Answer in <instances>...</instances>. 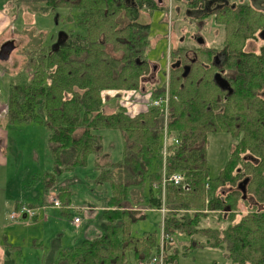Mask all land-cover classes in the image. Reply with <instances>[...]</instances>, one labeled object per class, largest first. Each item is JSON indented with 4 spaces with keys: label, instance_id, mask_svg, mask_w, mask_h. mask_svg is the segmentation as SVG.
Instances as JSON below:
<instances>
[{
    "label": "trees",
    "instance_id": "trees-1",
    "mask_svg": "<svg viewBox=\"0 0 264 264\" xmlns=\"http://www.w3.org/2000/svg\"><path fill=\"white\" fill-rule=\"evenodd\" d=\"M174 1L181 5L175 11L184 12V19L194 15L185 13L187 9L198 10L195 16L204 21L214 15L216 26L223 30L221 75L231 92L213 79L220 72L212 64L217 47L170 46L166 130L179 143L168 148L166 172H180L185 179L165 185V201L160 162L165 121L159 108L145 105L133 116L121 106L111 113L102 110L105 90L141 89L148 94L147 100L163 94L165 70L150 65L155 54L149 39L152 25L141 21V13L166 11L164 0L12 2L17 11L43 17L66 9V26L47 40H32L25 47L14 78L26 69L32 73L30 80L10 84L9 122L30 121L48 131L54 177L88 166L91 156L99 170L95 182L105 185L109 193L97 214L100 236L50 254L47 264H145L157 256L158 233L134 235L132 226L146 220L151 211L163 218V264H177L180 257L205 248L222 250L224 264H264V45L257 51L246 48L247 41L264 31V11L249 0ZM124 18L127 22L120 25ZM190 51L193 56L188 55ZM163 57L161 46L156 60ZM184 66L189 67L187 73ZM154 72L156 80L148 82L146 77L152 78ZM104 130L119 132L121 152L116 159L104 149ZM218 132L237 141L223 168L210 177L208 135ZM245 178L244 193L238 184ZM45 182L48 191L55 183L52 174ZM63 186L60 182L56 188L65 203ZM71 201L69 193L65 204ZM175 235L186 240L176 246Z\"/></svg>",
    "mask_w": 264,
    "mask_h": 264
},
{
    "label": "rangeland",
    "instance_id": "rangeland-1",
    "mask_svg": "<svg viewBox=\"0 0 264 264\" xmlns=\"http://www.w3.org/2000/svg\"><path fill=\"white\" fill-rule=\"evenodd\" d=\"M5 1L6 0H0V11L7 13L12 18L14 25L17 22V29L21 31L17 33V37L15 38L16 48L17 50H20L19 53L16 54V58H14V60L18 58L14 63L18 69L19 66L22 65L24 58L23 52L28 42L32 40L37 41L38 39L45 40V38L47 40L49 35H55L59 30L66 26L63 17L66 13V9H57L56 12L50 14L48 17H43L40 15H34L31 12H25L21 9L17 11L11 4V2L15 0ZM177 4L178 3L174 0H170L169 2L164 0V5L167 7L166 11L157 12L152 9H147L141 13V21H149L152 25L149 39L152 41L153 47L155 46L153 48L155 54L151 58L150 65L157 69L161 68L162 70H165L164 78H161V81L162 79L164 81V92L162 93H166L168 96L171 64L170 46L178 44L180 37H184V44L186 46L195 45L193 40L188 41V35L195 28L190 24L189 19H184L183 14L178 15L174 12L175 8L181 6L180 4H178L179 6ZM175 15H178L177 19ZM119 21H121V19H119ZM126 22V18H124L120 25ZM160 22H162V24H160ZM22 28L26 30L23 32L24 29ZM203 36L205 39H208L206 38V36L208 37L206 31ZM210 36H213V34H210ZM206 41L208 45L213 44L215 47H221L223 44L222 30L216 37L213 36L212 39ZM262 44H264V39L256 38L255 41L246 45V48L248 50H257ZM161 46H164V57L161 60H156L160 55ZM13 50L15 51V49ZM26 72L16 78L18 82H26L30 80V77ZM153 75L156 77L155 72ZM150 77L151 75L149 74L146 78L150 79ZM148 82L151 81L148 80ZM141 91V89L120 92H116L115 90H105L104 98L107 105L113 108V110H115L117 106L123 107V105H127V107H130L131 105H136L141 106L136 109L138 110L137 112H139L144 109L145 105L147 106L148 102L146 96L148 94L141 93ZM1 93H3V91H1ZM123 109L125 110L126 108L123 107ZM102 110L106 113L108 112L107 110L110 109L107 106H104ZM137 112H133V114H136ZM8 133L11 146H7L2 152L8 157L6 168L9 181L12 180L10 178L23 180V185L9 184V195L12 194V197L10 198L9 196L8 200L10 201L11 206H14L13 203H15L16 200L18 203H23L28 206L33 205L27 203L34 202L39 204L37 205L39 210L37 217L34 219L27 218V221L23 222L26 224L20 225L18 231L15 228V230L10 229L6 231L11 239L10 242H14V240L16 241L14 244L10 243L11 245L8 248H0V264H5L6 260H8V264H47L51 245L59 242V234L65 232V227L81 230L84 227V222L81 221L84 219H87L88 221L95 219L99 211L96 207H104L106 201L105 194H107L108 190L105 188V185L103 186L95 183L94 173L91 171L93 165L90 156L88 166L64 172L59 178L60 182L63 183L64 181V183L69 185V187L63 186L65 201L68 202V196L70 193V195L72 194V204H65L66 202H62L61 198L58 196V190L57 188H54V186H56V177H54V175H52V177L55 179V183L49 187L50 191L46 202H38L37 197L32 199L33 191H38V197H42L45 185L44 174L48 172L54 174L55 172L54 160L47 145L48 131L43 126L34 122L18 121L9 126ZM103 133V145L105 150L109 151L114 157H118L121 152V138L119 137V134L113 130H106ZM236 141L237 138H233L230 134L224 132L208 135L206 153L207 166L209 169L208 175L210 177L216 176L219 170L223 168L228 159L229 151ZM3 176L4 175L0 176V191L7 192L4 187ZM207 186L208 185L206 184V188ZM50 196L54 199L57 198L60 201V208H55V210L48 209L51 207V202L49 200ZM163 200L165 201V199ZM43 204L49 205V207H47L48 210L41 209ZM8 206L10 207V204ZM165 207L166 206L164 205L161 207V210L164 212L167 208ZM56 209L65 211V213H70L71 210H74L75 215L72 217V220L67 219L62 217L61 213ZM13 210L14 208L10 209L6 216L9 223H17V221H19H14L10 218V213ZM160 213L162 212L160 211ZM147 214L148 217L146 220L134 223L132 226V233L134 235H140L144 231L157 232L158 243L160 241V228H163L162 215L155 211L148 212ZM74 217H78L81 223L74 222ZM17 218L20 219L19 214L17 215ZM94 221L98 222V217ZM97 224H94L92 230H88V233H91V237L101 233ZM13 232L15 233L14 236L12 235ZM183 238L185 237L175 235L174 245H181V243L184 242L181 240ZM65 241L66 239L62 238V244L63 242L65 243ZM225 261L226 258L222 250L205 248L196 249L187 257H180L177 264H224ZM228 264L230 263L228 262Z\"/></svg>",
    "mask_w": 264,
    "mask_h": 264
},
{
    "label": "crops",
    "instance_id": "crops-1",
    "mask_svg": "<svg viewBox=\"0 0 264 264\" xmlns=\"http://www.w3.org/2000/svg\"><path fill=\"white\" fill-rule=\"evenodd\" d=\"M6 1H9V0H6ZM11 4H12V2H11ZM22 29H24V28H22ZM18 32H21V31L17 29V22L14 25L12 22V18L7 13L0 11V46L3 43H5V41L16 38ZM17 53L18 52H16V50H15V51H12L10 53L8 59H1L0 58V176L4 175L3 176V182L5 185L4 187L7 190V192L6 191L5 192L0 191V248H8L11 245L10 243L14 244L16 241V240H14V242H10L11 239L9 237L8 232H6V231H8L10 229H12V230L17 229V231H18L19 230L18 228L20 227V225L26 224L23 222L27 221V218H25L24 216L19 217L20 219L14 220V221L19 220V221H17V223H9L7 221L6 216L9 213L10 209L14 208L13 211H15V208H17L18 204H19L16 200L15 203H13L14 206H11V203L8 200L9 196H10V198L12 197L11 196L12 194L9 195V184L23 185V180L22 179H16V178L15 179L10 178L12 180L9 181V177L7 174V168H6L7 164H8V157L6 156V154L4 152H2L7 146H11L8 129H9V126L12 125V123L9 122V118H8V114H7V102H8V97H9L10 84L12 83V81H14V76L17 73V70H16L17 68H16V65L14 64L15 61L18 59L17 58L14 60V58H16ZM12 61H13V63H12ZM26 71H25L26 74L30 77L31 71L29 69H27ZM1 91H3V93H1ZM104 106H107L110 109V110H107L108 112H106V113H111L113 111V108L109 107L107 105L106 101L104 102ZM104 106H103V108H104ZM123 107L126 108V111L130 115L133 116V115H135V114H133V112H137L138 110H136V109L140 108L141 106L131 105L130 107H127V105H123ZM27 122H30V121H27ZM105 131L106 130H104L103 132H105ZM103 132H102V134L104 135ZM115 132H117L119 134L118 131H115ZM104 149H105V147H104ZM106 152H107L108 156H110L114 159L117 158V157H114L109 151H106ZM91 171L94 173V177H96L97 172H99V170L94 166H93ZM63 173H57V176L55 175L56 182H57L56 186H54L55 189L60 184L59 178ZM50 174L54 175V174H56V171L54 172V174L49 173V172L44 174V179L46 180V178H48L50 176ZM21 180H22V182H21ZM63 183H64V181H63ZM64 184H65V186L69 187V185H67V183H64ZM45 185H46V182H45ZM45 185H44V187H45ZM49 191H50V189L47 192V191H45V188H44L41 198L38 197V193H39L38 191H33L32 199L37 197L38 202L44 203L47 200V196L49 194ZM108 195H109V193L105 194V197ZM9 204H10V207L8 206ZM27 204L33 205V206L39 205V204H36L34 202L27 203ZM102 207L103 206L96 207V209H99V211H100V210H102ZM48 209H54L55 210L54 207H50ZM48 209L46 208L45 210H48ZM56 210H58V209H56ZM58 211L61 213L62 217L67 218V219H71V220H72V217L75 215L74 210H71L70 213H66V214H63V211H61V210H58ZM37 215L35 217H37ZM95 219H93L91 221L84 219L83 221H81V222H84V227L81 230H76V229H71L69 227H65V229H64L65 232L64 233L62 232L61 234H59V237H58L59 242L51 245V250L49 251V253L50 254H56L61 249H69V248H74V247L79 246L83 240H91L95 237L100 236L101 233H98L92 237L90 236L91 233H88L89 232L88 230H90V229L92 230V227L94 226V224L98 223V222L94 221ZM81 222H79V223H81ZM161 234L162 233L160 231V240H161ZM12 235L14 236L15 233L13 232ZM62 238L66 239L65 243L63 242V244H62ZM181 240L185 241V238H183ZM159 245H160V241L157 244L158 248H159ZM218 250H220V249H218ZM0 262H1V259H0Z\"/></svg>",
    "mask_w": 264,
    "mask_h": 264
},
{
    "label": "built area",
    "instance_id": "built-area-1",
    "mask_svg": "<svg viewBox=\"0 0 264 264\" xmlns=\"http://www.w3.org/2000/svg\"><path fill=\"white\" fill-rule=\"evenodd\" d=\"M168 2L170 0H167ZM167 83V80H166ZM169 96L168 94L164 93L163 95H160L159 97L155 98V99H148L147 102V106L150 107H157L159 108L160 112L163 114L164 116V128H163V134L161 137V141H162V147H161V168H162V173H163V179H162V193H163V199H164V194H165V185L167 183H170L172 185H178L183 183L185 177L182 173L180 172H173L170 174H167L166 172V164H167V156L169 153V146H171L172 144H178V139H176L175 135L169 134L167 133V121H166V117H167V113L169 110ZM50 202H51V207L54 208H60V201L56 198H52V196H50ZM47 207H49V205H43L41 207L42 210H45ZM38 207H32V206H28L26 204H19L18 207L16 208L15 211H12L10 213V218L13 220L18 219L17 215L19 214V217L24 216L25 218H33L35 217V215H37L38 212ZM80 221V219L78 217H74V222L78 223ZM162 237V241L159 245V249L157 252V256L152 257L151 259L148 260V262H146L145 264H163V257H164V248H163V235H161Z\"/></svg>",
    "mask_w": 264,
    "mask_h": 264
},
{
    "label": "flooded vegetation",
    "instance_id": "flooded-vegetation-1",
    "mask_svg": "<svg viewBox=\"0 0 264 264\" xmlns=\"http://www.w3.org/2000/svg\"><path fill=\"white\" fill-rule=\"evenodd\" d=\"M261 0H256V3L257 4H259L260 3V5L261 6H263L264 7V1H262V2H260ZM249 2L251 3V0H249ZM252 5V4H251ZM178 11H179V9H178ZM194 12H188V9L185 11V13H188V14H190V15H193V16H191L192 18V20L191 19H189L190 21V24H192L193 26H194V30H192V32L188 35V41L189 40H193L194 41V43H195V45H193V46H200V45H204V44H207L206 42V40H209V39H212L213 38V36L214 37H216L217 36V34L222 30L220 27V29L221 30H219V28L216 26V22H215V19H214V15H210L209 17H208V19L207 20H202V19H200L199 17H197V16H195V15H198V13H195V11H198V10H193ZM263 11V10H262ZM175 13H176V11H174ZM181 12L179 11V13H178V15L180 14ZM184 12H182L181 14H183ZM189 15V16H190ZM183 16H185L184 14H183ZM175 17H176V19H177V16L175 15ZM210 30V31H209ZM207 32V35H208V37L206 36V38H208V39H205V37L203 36L204 35V32ZM222 32H223V30H222ZM210 34H213V36H210ZM256 38H258V39H260V38H263L264 39V31H262V32H259L258 34H257V37ZM256 39H251V40H249V41H247V43H246V45H248V44H250L251 42H253V41H255ZM179 43L178 44H184L185 43V39H184V37H180L179 38ZM208 45V44H207ZM212 46H213V44H211ZM262 45H264V44H262ZM261 45V46H262ZM260 46V47H261ZM189 47H192V45L191 46H189ZM217 47V46H216ZM259 47V48H260ZM218 48V51H217V53L216 54H214V56H213V58H212V64L213 65H215V67L216 68H218V69H220L219 71L220 72H218V70L214 73V75H213V79H214V81H215V75L217 74V73H219L220 74V76L222 77V73H223V69H221V67H222V65H223V63H224V60H225V54H224V52H223V44H222V46L221 47H217ZM258 48V49H259ZM257 49V50H258ZM257 50H254V51H257ZM191 53H188V55L189 56H193L194 54L192 53V51H190ZM194 52V51H193ZM194 59L195 58H191L190 60L191 61H194ZM178 64H179V62H178ZM184 68H185V66H184ZM189 68V67H188ZM223 79H225L224 77H222ZM148 80H150V81H155L156 79H155V77L153 76L152 78H150V79H148ZM226 80V79H225ZM227 81V80H226ZM216 82V81H215ZM227 83H228V81H227ZM217 84V83H216ZM218 85V84H217ZM229 85V84H228ZM219 86V85H218ZM220 87V86H219ZM221 88V87H220ZM223 89V88H222Z\"/></svg>",
    "mask_w": 264,
    "mask_h": 264
},
{
    "label": "water",
    "instance_id": "water-1",
    "mask_svg": "<svg viewBox=\"0 0 264 264\" xmlns=\"http://www.w3.org/2000/svg\"><path fill=\"white\" fill-rule=\"evenodd\" d=\"M264 0H261L260 2H262ZM251 4L254 8L258 9V10H263L264 11V7L259 4L256 3V0H251ZM60 37V34H59ZM14 49V41L12 39L5 41V43H3L0 46V58L1 59H8L10 53L12 52V50ZM188 66H185L184 68V72L187 73L188 71ZM215 81L216 83L223 89H228L229 92H231L229 85L227 83V81L225 79H223L219 73H217L215 75ZM248 182V178H245L243 181H241L238 186L239 188L245 193V186ZM243 198H245V195H243Z\"/></svg>",
    "mask_w": 264,
    "mask_h": 264
}]
</instances>
